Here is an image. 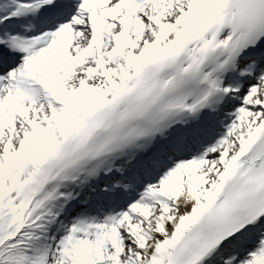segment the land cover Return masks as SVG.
Masks as SVG:
<instances>
[{
	"label": "snow or ice",
	"instance_id": "obj_1",
	"mask_svg": "<svg viewBox=\"0 0 264 264\" xmlns=\"http://www.w3.org/2000/svg\"><path fill=\"white\" fill-rule=\"evenodd\" d=\"M0 264H264V0H0Z\"/></svg>",
	"mask_w": 264,
	"mask_h": 264
}]
</instances>
